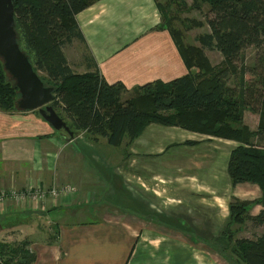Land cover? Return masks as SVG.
Returning a JSON list of instances; mask_svg holds the SVG:
<instances>
[{
  "label": "crops",
  "instance_id": "1",
  "mask_svg": "<svg viewBox=\"0 0 264 264\" xmlns=\"http://www.w3.org/2000/svg\"><path fill=\"white\" fill-rule=\"evenodd\" d=\"M77 20L90 52L91 67L98 69L108 83L121 81L133 92L146 83L170 82L189 73L176 38L162 24L156 0H96L77 14ZM259 121L258 113L245 109L244 125L255 131ZM162 127L161 156L175 150L195 154L202 147H208L210 152V145L217 141L213 159L204 167L206 170L199 164L187 171L192 173L189 175L188 166L181 161H177L176 172L162 166L155 171L163 178L161 196L154 190L152 196L134 187L140 195L137 196L130 187L126 199L121 196L112 151L100 150L109 160L105 165L103 155L92 144L98 146L106 138L92 142L85 133H79L70 139L63 130L54 129L39 110L0 109V190L33 184L45 188L69 184L76 188L65 196H48L37 207L30 202L0 204V243L11 245L0 264H24L20 254L10 253L22 242L35 254L29 264H186L190 258L185 245L202 243L200 239L186 243L188 236H218L228 216L209 218L208 224L200 226L193 216L176 209L175 202L168 205L165 197L170 199L169 190L181 194L184 179L190 177L188 187L198 193L202 187L212 190L215 203L226 200L229 204L233 197L251 201L262 197L257 184H232L228 163L238 141L178 126ZM137 144L138 139L134 145ZM216 155L225 156L223 165L216 163ZM202 172L208 173V181L203 180ZM142 185L149 189L146 183ZM158 197L160 208L155 209L152 199ZM262 209L261 204L253 205L251 216H257ZM214 221H221L220 227L214 226ZM192 251L194 263L205 264L198 263L196 250Z\"/></svg>",
  "mask_w": 264,
  "mask_h": 264
},
{
  "label": "trees",
  "instance_id": "2",
  "mask_svg": "<svg viewBox=\"0 0 264 264\" xmlns=\"http://www.w3.org/2000/svg\"><path fill=\"white\" fill-rule=\"evenodd\" d=\"M94 1L15 0L20 45L35 70L48 74L47 78L40 75L45 83L55 86L52 104L70 126L74 134L67 132L70 139L84 132L93 142L104 137L108 144L119 146L128 137L131 145L148 125L157 123L238 141L228 163L232 184H257L262 197L253 201L233 197L229 222L213 244L221 245L216 250L229 261L236 256L245 264H264V233L256 239L240 238L232 228V223L248 220L264 226V0H201L210 6V32L198 39L203 47L221 52L224 64L218 67L210 63L202 48L187 46L181 32L162 23L175 38L179 37L177 44L189 73L170 82L146 83L133 92L121 81L106 82L98 69L77 73L69 64L64 46L74 38L85 43L77 14ZM250 46L259 49V62L251 68L259 77L258 83L247 82L246 65L241 59ZM233 78L236 84L231 83ZM18 98V88L8 80L0 61V109H17ZM247 108L260 116L255 131L243 124ZM255 204L263 209L251 216ZM9 247L0 243V258ZM10 253L20 254L24 264L35 260V254L23 242Z\"/></svg>",
  "mask_w": 264,
  "mask_h": 264
},
{
  "label": "rangeland",
  "instance_id": "3",
  "mask_svg": "<svg viewBox=\"0 0 264 264\" xmlns=\"http://www.w3.org/2000/svg\"><path fill=\"white\" fill-rule=\"evenodd\" d=\"M156 1L160 6L162 14L164 15V17H162L164 25L172 27L173 30L177 32H181L182 41L184 44H186L187 46L202 48L213 66L218 67L224 64V57L218 49L205 48L198 39L199 36L210 32V27L207 21V16L210 15L209 4L202 2L201 0H198L199 3H195L193 0ZM198 23H201V25H199ZM176 38L178 39L179 37L176 36ZM258 50L259 49L254 46L247 47L243 51V54L241 56V59L245 63L247 69L245 75L247 82L258 83L259 81V77L251 71V68L259 62ZM64 51L70 66L75 72L85 73L95 71V68L91 67L90 64V52L87 49L86 45L79 39L74 38L71 42L67 43L64 46ZM238 65L240 66L239 63ZM38 73L43 77H48V74L45 71L39 70ZM259 73L260 70H258V74ZM7 78L8 80L13 81L9 75H7ZM231 83L236 84V78H233V81ZM132 95L134 94H127L126 97ZM162 126L163 125L157 123H151L150 125H148L145 128L144 132H142V134L138 138H136V140H139V144L137 145H134L135 142L129 145L128 137H125L122 144L119 146H112L108 144V142L105 140L102 141L103 143H100L98 146L92 143L93 146H96L99 151H112L114 159L113 163L115 164V171L120 176L121 196H123L124 198H128L130 187L131 189H133V191L131 192H133L134 194L137 193L136 189L134 188L136 187L139 191L145 194H150L153 196V194L155 193V195L157 194V196H161V186L163 178L160 176L159 173L155 171H160L162 166H164L165 169L170 168V170L173 169L176 172L178 171L177 161H181L184 165L188 166V168L186 169V175H189L192 173L187 171H193L194 167L196 166L201 165V169L206 170V168L204 167H206L209 161H212V149L215 148L214 145H218L216 144L217 141H214L215 143L210 145V152H207V150H209L208 147H202L200 151L195 150V154H193L192 152L184 153L181 150H175L172 153L169 152V156H161L159 154L160 148L162 146L160 138L161 133L164 130ZM63 131L68 134L65 130ZM99 140L100 138L98 139V142ZM204 142H209V140L205 139ZM150 145L151 147L147 149V147H149ZM217 150L222 152V149L220 148H218ZM224 157L225 156L222 155H216V163H219V166L223 165ZM103 160L105 165L109 164L108 158L104 155ZM167 165L171 167H168ZM133 169L135 172L133 171ZM202 175L205 176L203 180L208 181V178L206 177L208 173L202 172ZM191 180L192 179L190 177H186L184 179V182H186L184 184L186 185L184 188L180 189L182 192L181 194L177 195L175 192L172 191L171 193V191L169 190V194L171 195L169 196L170 199H167L165 197L166 201L168 202V205L175 202V204H178V207H176V209L181 208L183 212L193 216L197 224H199L200 226L208 224L209 218L213 217H216L215 219H217L223 218L224 216H228V223L230 219V208L226 200L225 202L223 200L215 203L213 199L214 194L211 193L212 190L209 191L208 189L202 187L200 193H198L197 191H195L196 189L193 190L188 187L187 182H191ZM143 182L146 183L147 188L149 189L146 190L145 187H143ZM164 186L165 184L163 185V187ZM137 196L140 195L137 193ZM225 197L228 201V196ZM152 200V203L156 205L155 209H159L161 203L160 197L154 198ZM220 222L221 221H214V226L216 224L218 225V227H220ZM227 223H225L224 228ZM232 228L235 231V236L240 238L249 237L256 239L264 233V229H262V227H255L252 224H247V222L243 224L232 223ZM219 236L220 234L218 236L212 237L200 236L199 238H190L188 236V238L186 239L187 242L185 241L186 243L192 240L198 241L197 239H200L202 243H200L199 245L196 244V246L195 244H193L192 247H187L185 245V253L187 257L190 258L189 262L186 264H195L194 259L192 257V253L194 252L192 251V248L196 250L194 256H196L198 263L200 262L205 264H245L243 261L237 260L236 256L235 258L231 257V260L229 261L227 258L222 256L219 251L216 250L220 248L221 245L218 243L217 246H214L213 243H216ZM211 244H213V248L209 247V245ZM218 245L220 246L218 247Z\"/></svg>",
  "mask_w": 264,
  "mask_h": 264
},
{
  "label": "water",
  "instance_id": "4",
  "mask_svg": "<svg viewBox=\"0 0 264 264\" xmlns=\"http://www.w3.org/2000/svg\"><path fill=\"white\" fill-rule=\"evenodd\" d=\"M0 60L7 75L18 88L17 108L39 110L56 130L73 136L66 120L52 104L55 86L47 85L35 70L28 53L21 47L16 29L15 0H0Z\"/></svg>",
  "mask_w": 264,
  "mask_h": 264
},
{
  "label": "built area",
  "instance_id": "5",
  "mask_svg": "<svg viewBox=\"0 0 264 264\" xmlns=\"http://www.w3.org/2000/svg\"><path fill=\"white\" fill-rule=\"evenodd\" d=\"M73 191H76V188L69 184L50 188H45L41 184L28 185L24 188L11 187L0 190V204L6 205L8 202L13 201L15 204L24 205L30 202L33 206L37 207L48 196L57 198Z\"/></svg>",
  "mask_w": 264,
  "mask_h": 264
}]
</instances>
